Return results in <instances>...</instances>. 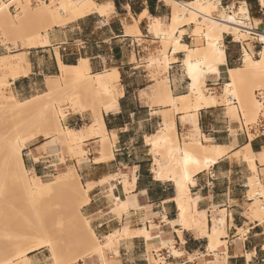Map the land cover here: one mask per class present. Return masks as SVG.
Listing matches in <instances>:
<instances>
[{
  "label": "crops",
  "instance_id": "1",
  "mask_svg": "<svg viewBox=\"0 0 264 264\" xmlns=\"http://www.w3.org/2000/svg\"><path fill=\"white\" fill-rule=\"evenodd\" d=\"M94 1L99 6L112 5L113 8L106 15L92 13L48 30L42 34L49 42L47 46L28 48L26 40H22L23 47L16 44L19 50L16 51L8 45L12 55L26 54L30 69L27 74L21 72L16 79H10L6 92L20 101L36 97L46 88L47 78H55L61 73L57 55L65 66H75L81 60H87L92 73L117 69L121 75L118 109L104 115L112 158L97 162L102 157V144L100 138L95 137L84 142L87 160L78 164L77 159L65 154L62 163L52 137L39 136L23 152L25 167L31 174L47 179L72 164L85 187L92 186L88 193L90 203L82 209V214L90 219L91 228L102 241L124 228L134 233L145 228L152 237L160 239V243H150L143 235L119 238L115 247L120 264H150V256L156 260L158 253L164 264H264V225L255 215L253 204L257 197H251V183L249 186V181L256 177L264 187V163L257 161V172H254L242 156L248 147L257 155L264 152V129L255 135L256 130L248 128L255 135L250 139L247 127L232 121L222 106L206 108L199 113L202 139L206 137L213 144L231 147L214 166L195 176L194 184L189 186L190 195L197 202V212L206 214L207 232H211L214 226L225 230L221 237L225 245L215 252L209 251L207 236L195 229L172 225L179 220L175 201L178 191L173 182L155 178L152 172L154 156L146 140L157 135L164 123L158 115L162 110L150 107L140 99V93L152 83L145 69L153 42L148 36L150 17L165 23L171 18V8L163 0ZM242 1L247 3L250 14L255 10L253 20L260 22L258 31H263L264 7L258 0L238 3ZM135 26L141 34L128 35L127 29ZM142 35L147 40H141L140 44L138 37ZM194 40L186 27L182 42L190 47ZM224 46L226 67L237 68L245 46L231 35H224ZM5 56L7 50L2 45L0 59ZM175 58L178 62L171 64L166 77L171 92L179 96L185 94L187 88L184 70L179 69V61L185 58V54H177ZM209 80H212L210 89L214 90L218 86L215 83H219L214 82L215 79ZM83 120V114H72L68 127L81 129L83 127L77 126ZM175 123L179 140L184 134L195 132L192 124ZM233 130L238 132L237 136L231 133ZM125 182L129 192L125 191ZM109 188L113 189L115 197L129 201L127 211L115 212V203L112 205L111 197L106 194ZM259 199L263 201L264 198ZM155 248L159 249L158 253ZM173 250L179 255L175 256ZM112 256H116L115 252ZM29 258L32 264H48L49 260L45 250L34 252ZM93 258L77 264H92Z\"/></svg>",
  "mask_w": 264,
  "mask_h": 264
},
{
  "label": "bare ground",
  "instance_id": "2",
  "mask_svg": "<svg viewBox=\"0 0 264 264\" xmlns=\"http://www.w3.org/2000/svg\"><path fill=\"white\" fill-rule=\"evenodd\" d=\"M163 1L171 8L172 14L168 24H164L158 18L150 17L148 36L160 39L164 46L162 55L160 58L152 60V64L168 70L170 65L169 50L174 55L184 53L185 58L182 61V66L190 82L186 94L175 97L165 92L162 87L157 89L155 94L163 100L166 107L173 108L180 115L183 124L194 125L195 132L191 133L182 143L177 134L175 120L167 118L159 133L146 139L154 156L152 172L157 180L171 181L177 188L178 196L175 201L179 210V220L173 222L172 225L179 224L183 228L198 230L202 235L207 236L209 240L208 250L215 252L225 245L221 241V237L225 235V230L219 226H214L211 232H207L206 214L197 212V202L191 197L189 186L194 184L195 176L214 166L229 152L231 147L213 144L206 137L204 140L202 139L203 136L198 126L199 113L203 109L219 106L220 101L218 97L206 94L211 89L205 91L204 88L208 79L219 81L225 72L227 81L223 84L224 95L227 97L234 96L237 100V105L228 101L231 115L249 124L255 123L260 117L264 118V104L255 95L256 91H264V30L258 31L260 22L252 19L248 5L244 1L239 2V7L232 5L228 9L221 6L220 0ZM258 1L264 6V0ZM1 2L2 0H0V30L18 27L14 21L4 24L9 20V4H1ZM10 3H17L21 6L25 4L26 13L33 10L32 0H12ZM39 3L32 14L39 21H49L47 30L56 26H65L92 13L98 12L101 15H106L107 11L113 8L112 5L99 6L94 0H39ZM216 10H219L217 17L213 15ZM144 15L147 16L146 13ZM6 17L7 20L5 21ZM2 20L4 23H1ZM191 25L195 26L192 35L205 39L204 48H191L182 42L183 36L186 34V27ZM126 33L128 35H140L141 31L135 26L127 29ZM224 35L233 36L236 42H239L241 37L257 36L260 44L263 45V49L258 53L260 57L253 58L244 48L242 50L244 67L233 69L226 67L228 65ZM24 40H26L28 48L49 45L48 40L43 39L42 35H27ZM57 57L61 75L55 78H47V91L44 94L25 101H20L10 94L4 103L1 101L2 99L5 100L2 97L1 86H10L6 78L16 79L21 72L27 74L30 64L26 54L22 52L2 57L0 67L4 74L0 76V102H2L0 109H3L5 114H9L8 116H22L28 110L38 111L42 109V98L45 103H49L50 99L54 97H63L69 102L66 107L58 106L55 110L48 106V110L51 109V112L57 111L58 117L55 116L56 118L51 120L56 124L57 133L55 134L57 135L55 138L61 150L63 146L75 147L78 149L77 154L82 156L86 153L82 147L83 143L90 138L97 137L100 138L102 144V157L97 162L112 158L104 115L118 109L116 91L121 78L119 71L112 69L102 73H92L87 60H81L75 66H65L61 63L59 55ZM175 60L177 61L176 58ZM1 80L3 81L1 82ZM215 85L219 84L215 83ZM252 85L255 87L249 90L248 87ZM71 112L76 114L90 113L92 121L81 129L64 127L60 123L59 117L65 118ZM38 136V132H35L23 140L18 147L14 143L8 142L6 145H2L4 148L0 150V156H4L8 162L7 177H5L7 180L3 176L0 179L4 178L5 181L12 182L11 189L14 186L16 188L12 198L14 201L11 199V205L8 208H0V230L6 229L10 222H16L23 215V213L21 214V207L17 208L15 203V200L19 198L18 193H22L21 195L28 198L30 201L29 208L37 209V215L42 213L41 217L36 219L27 218L28 228L39 239L29 242L28 247L24 250L21 249V251L17 246L19 247V244L25 241L21 240L20 242V239H17V242H13L14 251L19 254V260L15 264H32L29 255L43 249L49 251L52 264H77L92 257H99L103 264H120V258L115 247L119 238L143 235L150 243L161 242L158 237H152L145 228L136 233L124 228L122 232L115 233L104 241L97 238L89 222L85 221L84 223L75 215L77 212L81 214L82 209L90 203L88 193L92 188V186L85 187L75 168H69L67 172L61 173L62 175L52 182H45L42 178L31 174L25 167L23 152L26 143ZM41 136L50 138L54 136V133L48 131L42 133ZM61 155V160L65 162L62 151ZM242 156L254 172H257V161L264 163V152L257 155L249 147ZM256 180L255 183L260 186L256 197L263 196L264 198V187L258 178ZM127 186L128 183L125 182V191L129 192L130 189ZM106 194L115 198V212L118 214L129 209V201L115 197L112 188H109ZM52 196L58 200V202L55 200L54 204L58 203L57 206H59V212H54L56 214L53 216L50 212L49 214L46 213L49 210L46 205L51 201ZM78 200L79 203H77ZM259 202L263 201L259 200ZM259 202L256 200L253 207L255 215L264 225V206ZM41 206L46 208L41 209ZM50 208L53 209L52 206ZM24 217L26 216L24 215ZM23 219L25 221V218ZM54 224L56 230L53 227ZM113 252L116 256H112ZM173 254L179 255L175 250H173Z\"/></svg>",
  "mask_w": 264,
  "mask_h": 264
},
{
  "label": "rangeland",
  "instance_id": "3",
  "mask_svg": "<svg viewBox=\"0 0 264 264\" xmlns=\"http://www.w3.org/2000/svg\"><path fill=\"white\" fill-rule=\"evenodd\" d=\"M12 0H2V3H7L9 4V17H8V21L7 17L4 19L6 22L4 23L2 20L1 23L3 22L4 24L9 23V22H15L17 24L18 27L10 29V30H0V46L4 45L6 47L7 50V56L12 55V51L11 48H8V45H11L14 50L19 51L18 47L16 46V44H20L21 47H23L22 44V40H24V37H26L27 35H31V36H38V35H42L43 33L47 32V25L49 23L48 20L46 21H39L37 20L34 16H33V11L34 8H37L39 6V1L35 2L34 0H32V11H30L29 13L25 12V4L24 5H19L17 3H10ZM238 1L241 0H233V1H228V0H224V6L229 5H235V7H239V3ZM218 5V4H217ZM264 7V6H263ZM255 10H252L251 13V17L253 19V12ZM214 16H218L219 15V10H216L213 14ZM11 20V21H10ZM170 21V19L168 18L167 20H165L164 24H168ZM150 22V21H149ZM188 32H190L192 34V30L195 29L194 25L188 26ZM262 29L264 30V26H262ZM145 34H147V32L145 31ZM193 38L195 39L193 41V43L190 45L191 48H196V47H201L204 48L205 46V39L200 37V36H193ZM138 39L140 40V44H141V40H147L142 36H139ZM149 40H152L153 42L151 43L152 45V50H150L149 52V56L145 61V69L148 71V73L150 74V79L152 80L151 84H148L147 90L143 91L140 93V99L143 100L142 102H144L145 104L149 105L150 107H158V109H161L162 111L158 112V115L161 116V118L163 119V121H165L167 118H171L174 119L175 122L178 121L180 122L182 125V119L180 117L179 114H177L175 112V110L173 108H168L165 106V104L163 103V100H161V98H159V96H157L155 94L157 89H160L161 87L164 88V91L175 96L176 97V92H171L170 88H169V83H168V78L167 73L169 71V68L171 67V64L175 63V55L172 54V52L169 50V66H168V70L162 69V68H158L156 65L152 64V60L156 59V58H160V56L162 55V50L164 49V46L162 44V41L160 39H154L151 38ZM240 42L242 43V45L245 46V48L248 50V52L253 56V58H259V52L263 49V45L260 44L259 42V38L257 36H249V37H241ZM184 58H182L183 60ZM182 60L180 59V63H179V69L184 70V67L182 66ZM178 62V60H177ZM243 61H242V56H241V61L239 62V64H237V68H241L244 67L243 65ZM3 71L0 67V76H3ZM61 75V73L59 74V76ZM183 76H184V80H185V84L188 87L189 84V79H187V75H186V71H183ZM226 73L224 72L222 75V78L219 81L214 80V82H218L219 85L215 87L214 90H209L206 92L207 95H213L216 96L220 99L219 101V106H222L223 108H225L227 115L229 116V118L232 121H237L240 124L242 123V125H245L248 128H252L254 130H256L255 135H259L261 131H263L264 129V118L260 117L255 123L249 124V123H245L244 120H240L238 118H235L231 115L230 110H229V103L228 101H231V99L235 100L234 96H230L227 97L224 95V82L227 81V77H226ZM11 78H6L7 81H9ZM3 80H1L2 82ZM210 82H212V80H207L206 81V86L204 88V90L206 91V89H210L212 88V86H210ZM255 86H249L248 89H252ZM120 82L118 84V88L116 91V97L119 99L120 97ZM9 89V86H5L2 87L1 86V90H2V97L5 98V100H1L3 103L6 101V98L9 96V94H7L6 90ZM47 91V89L45 88L44 90H42V92H39L38 94H36V98L38 96H41L42 94H44ZM184 93H187V88L184 91ZM256 98L264 104V91H256L255 92ZM42 101V109H39L38 111L32 109V110H28L27 113H25L22 116H8L7 114H5L1 109H0V150L4 148V146L2 145H6L8 142H12L15 145H18L25 139L29 138L31 136V134L38 132V135L41 136L42 133L48 132V131H52V133H54V136L52 137L53 143L56 144L57 146V151L60 153L61 155V151L63 156L65 154L69 155L70 158L72 159H77V163L81 164L82 162H84L85 160H87V148L85 146V144L83 143L82 147L83 149L86 151L85 154H82V156L78 153V149L77 148H68L67 146H61L62 150L60 148V146L58 145V143L56 142V138H55V133L56 132V124L54 123V119L56 118L55 116L58 117L57 111H52L51 109L48 110V106L50 108H54L55 110H57L58 106H62V107H66L68 105V100L64 99L63 97H54L52 99H50L49 103H45V101H43V98L41 99ZM0 102V104L2 103ZM235 105H237V100H235ZM49 104V105H48ZM1 107V106H0ZM72 114H76V113H69L67 117L65 118H61L59 117V121L60 123L64 126V127H68L69 124V118ZM53 118V120H51ZM83 122L81 124H79V126L77 127H84L86 125H89L92 121V116L90 113H86L83 114ZM51 120V121H50ZM53 122V123H52ZM240 129H241V125H240ZM160 130V128H159ZM158 130V131H159ZM42 132V133H41ZM231 133L234 136H237L238 132L237 131H231ZM248 134H249V138L253 139L254 138V134L251 133V129H248ZM38 137H34L33 139H30L27 143H26V147L28 144L35 142ZM189 136V133L186 135L184 134L183 138L180 139V141L183 143L186 141V138ZM111 145H109L110 147ZM67 147V148H66ZM60 148V149H59ZM70 149V150H69ZM75 150V151H74ZM1 152V151H0ZM1 155V154H0ZM62 156V155H61ZM65 158V157H64ZM61 160V157H60ZM62 163H64L61 160ZM7 160L5 159L4 156H0V177L3 176L4 178L7 177ZM69 168H74L72 166V164L70 166H68L65 170H60L58 171L55 175H53L50 178L47 179H42L45 182H52L53 180H55L57 177H59L60 175L63 174V172H67L69 170ZM62 173V174H61ZM6 175V176H5ZM4 178L0 179V205H2L0 208H8L12 202V198H13V194L15 193L14 190L16 189L15 186L11 189V187L13 185H11L12 182H8L5 181ZM3 179V180H2ZM7 180V179H6ZM9 180V179H8ZM82 181V180H81ZM256 177H254L253 179H251L249 181V186L251 183V187L252 188V194L251 197H256L257 196V190L260 188V186H258L255 182H256ZM6 182V183H5ZM82 183H84L82 181ZM253 184V186H252ZM11 185V187H10ZM22 193H18L17 196L19 195V200H15L17 208L21 207L20 211L21 214L23 213L22 216H20V218L16 221V222H10L9 226L6 227V229L4 230H0V264H15L16 261L19 260V254H16V251H14V246L12 245L13 242H17L16 240L20 239L19 241L21 242V240L25 241L23 243L19 244V247L17 246L18 249L24 250L26 249L28 246L29 242H34L37 241L39 239V237L35 234H33V232H31L30 228H28V224H27V220L29 218H38L39 216L41 217L42 213H40L39 215L36 214L37 209H33V208H29L30 205V201H28V198L21 195ZM21 195V196H20ZM109 197H111V204L115 205L116 207V200L114 201L112 196L107 195ZM258 196H262V195H258ZM55 196H52V198ZM51 198V197H50ZM50 199L51 201H49V203L46 205L47 208H49L48 211H46L47 214H49V212L55 215L56 213L59 212V206L58 203H56V205L54 204L56 201L58 202V200L56 198ZM12 199V200H11ZM115 199V198H114ZM258 202H259V197L255 198ZM56 200V201H55ZM255 200V201H256ZM14 201V200H13ZM20 202V203H19ZM51 202V203H50ZM77 203H79V200L77 201ZM261 205L264 206V199L263 202H259ZM4 206V207H3ZM26 206V208H25ZM53 207L50 208V207ZM56 206V207H55ZM41 209H44L46 207L41 206ZM52 209V210H51ZM51 210V211H50ZM58 210V211H57ZM53 211V212H52ZM43 212V211H42ZM56 212V213H54ZM45 213V211L43 212ZM20 214V215H21ZM36 214V215H35ZM50 214V215H51ZM24 215L26 217H24ZM76 217L80 220H82L84 223L85 221H89L90 219L86 218L81 211L80 213H76L75 214ZM31 216V217H30ZM48 216V215H47ZM25 218V221L24 219ZM28 218V219H27ZM54 217H52L53 219ZM54 220V219H53ZM54 221H52L53 223ZM16 223V224H14ZM55 223V222H54ZM56 224V223H55ZM54 224V228L56 230V225ZM26 225V226H25ZM152 228L153 224H152ZM31 235V236H30ZM34 238V239H33ZM101 240V238H99ZM102 241V240H101ZM119 244V242H118ZM117 244V246H118ZM12 245V246H11ZM23 245V246H22ZM14 247V248H13ZM21 247V248H20ZM16 248V250H18ZM157 253L159 252L158 248H155ZM45 250V255L49 258L48 260V264L51 263L52 264V260L50 259V253L48 250ZM18 253V252H17ZM18 255V256H17ZM100 258H93L91 260L90 263L92 264H102V262L100 261ZM87 264V263H86ZM150 264H164V260H162V257L159 256V253L157 254V258L156 260L150 256Z\"/></svg>",
  "mask_w": 264,
  "mask_h": 264
},
{
  "label": "built area",
  "instance_id": "4",
  "mask_svg": "<svg viewBox=\"0 0 264 264\" xmlns=\"http://www.w3.org/2000/svg\"><path fill=\"white\" fill-rule=\"evenodd\" d=\"M220 2H221V6H224V5H223L224 0H220ZM224 7H226V9L229 8L228 5H227V6H224ZM231 102H232V103H236L235 100H233V99H231Z\"/></svg>",
  "mask_w": 264,
  "mask_h": 264
}]
</instances>
